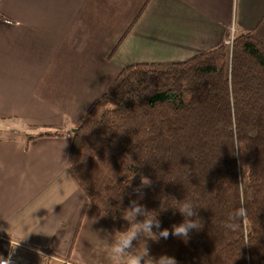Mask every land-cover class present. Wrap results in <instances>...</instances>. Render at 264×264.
<instances>
[{"label": "trees", "instance_id": "obj_1", "mask_svg": "<svg viewBox=\"0 0 264 264\" xmlns=\"http://www.w3.org/2000/svg\"><path fill=\"white\" fill-rule=\"evenodd\" d=\"M231 36V48L223 41L184 61L125 66L101 97L113 107L74 124L68 169L117 232L129 227L122 217L133 200L157 215L154 233L183 222L177 201L200 206L203 227L186 240L155 239V258L264 264V14L223 38Z\"/></svg>", "mask_w": 264, "mask_h": 264}, {"label": "crops", "instance_id": "obj_2", "mask_svg": "<svg viewBox=\"0 0 264 264\" xmlns=\"http://www.w3.org/2000/svg\"><path fill=\"white\" fill-rule=\"evenodd\" d=\"M0 14V120L25 137L0 136V259L13 241L25 264H111L119 233L74 182L68 131L122 68L211 49L231 20L251 29L264 0H0ZM49 129L65 134L27 138ZM152 243L134 251L155 258Z\"/></svg>", "mask_w": 264, "mask_h": 264}, {"label": "clouds", "instance_id": "obj_3", "mask_svg": "<svg viewBox=\"0 0 264 264\" xmlns=\"http://www.w3.org/2000/svg\"><path fill=\"white\" fill-rule=\"evenodd\" d=\"M233 148H239V146L234 144ZM150 183L151 181L146 177L141 180L143 186H150ZM177 202L178 205L175 208L184 217L183 222L178 225L174 224L171 233L168 229L154 233L153 228L160 229V221L157 219V215H152V212L147 211L136 200L131 201L130 207L124 210L122 217L128 222L129 227L124 231L117 232L119 235L106 245L107 256L111 264H177L175 258L167 255L153 258L149 255L145 245L142 251H134L135 248L133 247V241H139L142 237L167 239L171 234L186 240L189 238L190 231H199L203 227L196 212V209L200 208L198 203L193 200ZM240 211L244 212L245 210L241 209ZM138 216H142L143 220H137ZM192 217H196V219H191ZM5 262L8 264L7 261Z\"/></svg>", "mask_w": 264, "mask_h": 264}, {"label": "rangeland", "instance_id": "obj_4", "mask_svg": "<svg viewBox=\"0 0 264 264\" xmlns=\"http://www.w3.org/2000/svg\"><path fill=\"white\" fill-rule=\"evenodd\" d=\"M234 21L233 20H231L230 21V23H229V29H230V31H231V33H233L234 31H236V29L234 30V28H235V25H234ZM256 24V23H255ZM238 26V25H237ZM241 30V29H240ZM246 30H248V28L247 29H243V30H241V32H244V31H246ZM240 32V33H241ZM237 33V32H236ZM139 54H142L141 52H139L138 50H136V49H134V50H131V51H129L128 52V55H131V56H133V58H135V56H137V55H139ZM113 107V104L109 101V100H106V99H100L96 104H94V105H92L91 106V108H90V110H88L87 111V116H90V117H92V118H99L100 117V115H101V113L105 110V109H109V108H112ZM86 115H84V116H86ZM83 117V116H82ZM81 118V117H80ZM79 119V118H78ZM77 119V120H78ZM77 120L75 121V122H77ZM75 122H74V124H75ZM6 124H8V125H6ZM74 124H73V128L72 129H70L68 132H69V134H70V137H71V135H72V133H73V129H74ZM33 129H35V128H33ZM0 136H3V137H16L17 139H25V137H24V135H22L21 133H20V131L19 130H17V127H16V125H15V122L13 121V119H1L0 120ZM68 167V166H67ZM69 170V169H68ZM70 172V171H69ZM140 221H142V220H140ZM110 224V223H109ZM111 225V224H110ZM112 226V225H111ZM112 228H113V226H112ZM114 229V228H113ZM115 230V229H114ZM116 231V230H115ZM117 232V231H116ZM154 240L155 239H152V241L154 242ZM134 243H135V241H133ZM20 248V247H19ZM19 248H17L16 249V251H17V256L19 255L18 254V249ZM8 249V248H7ZM38 250V249H37ZM7 252V251H6ZM6 252H5V254H4V256L6 255ZM38 253H41V251H37ZM3 256V257H4ZM2 257V258H3ZM19 258H20V256H18ZM1 258V259H2ZM66 259L68 258V257H65ZM21 259V258H20ZM73 261H74V264H82V263H80L79 261H77V260H74L73 259Z\"/></svg>", "mask_w": 264, "mask_h": 264}, {"label": "built area", "instance_id": "obj_5", "mask_svg": "<svg viewBox=\"0 0 264 264\" xmlns=\"http://www.w3.org/2000/svg\"><path fill=\"white\" fill-rule=\"evenodd\" d=\"M225 45L231 48L232 46V36L229 39H225ZM8 249L6 255L2 258L7 261L8 264H25L18 256L16 251V246L13 241H8ZM0 259V264H6L5 261Z\"/></svg>", "mask_w": 264, "mask_h": 264}, {"label": "bare ground", "instance_id": "obj_6", "mask_svg": "<svg viewBox=\"0 0 264 264\" xmlns=\"http://www.w3.org/2000/svg\"><path fill=\"white\" fill-rule=\"evenodd\" d=\"M23 261V260H22ZM24 262V261H23Z\"/></svg>", "mask_w": 264, "mask_h": 264}]
</instances>
